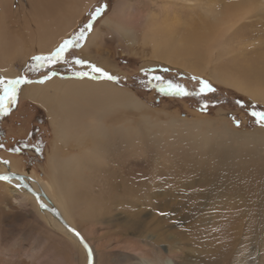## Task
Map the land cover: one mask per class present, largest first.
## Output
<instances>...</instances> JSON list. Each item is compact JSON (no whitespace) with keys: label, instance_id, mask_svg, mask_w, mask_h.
Wrapping results in <instances>:
<instances>
[{"label":"rangeland","instance_id":"obj_1","mask_svg":"<svg viewBox=\"0 0 264 264\" xmlns=\"http://www.w3.org/2000/svg\"><path fill=\"white\" fill-rule=\"evenodd\" d=\"M117 1L96 0L61 43L72 38L91 19V13L103 6L91 31L100 27ZM127 1L130 8L127 15L135 12L133 6L142 17L160 13V20L166 15L169 21H174L176 14L179 23L186 27L182 26L181 32L190 25L205 22L206 11L212 6L225 15H234L243 14L244 8L250 5L249 0H234L236 3L230 0L229 4L230 1L223 0L230 10L221 0ZM251 3L260 6L264 0H251ZM263 29L264 13L258 10L247 13L226 33L223 43L228 50L221 61L234 53L235 59L245 61L244 58L252 54L249 51L252 46L263 42ZM101 30L89 50H83V45L91 31L80 42V47H69L63 54L64 59L55 63L33 67L37 62L32 57L37 55L30 57L27 63L15 60L18 75L11 78L24 77L32 82L57 75L113 82L118 89H128L144 103L142 110L127 108L124 114L115 113L114 117L131 119L139 129L144 123L145 134H159L149 137L145 155L135 156L137 145L116 144L117 155L71 178L75 203L65 216L90 245L93 264H120V256L125 255L133 261L142 256L154 261L159 257L172 258L174 264H264V141L252 143L255 139L248 136L256 128H264L252 115L254 111L264 112V105L251 101L228 85L212 82L204 74L193 76L179 67L152 62L149 47L134 44L129 52L118 53L117 34L105 28ZM74 58L89 61L116 80L93 73L89 65H78ZM105 62L110 64L108 68ZM219 65L210 61L205 73ZM78 71L88 75L76 76ZM154 75L183 85L193 93L199 92L200 81L204 80L214 91L188 96L162 94L155 87L159 81L152 79ZM25 84L18 86L15 103L7 102V112H0V166L8 172L26 174L29 176L25 175L26 178H33L34 182H49L47 166L54 141L53 126L46 108L22 97L21 88ZM173 119L178 120L177 124ZM198 119L204 132L201 136L191 129V122ZM224 131L241 133L234 139L229 134L223 139L215 137ZM248 139L251 140L248 142ZM59 151L63 157L77 154L79 150L64 145ZM126 159L133 161V170L124 167L106 173L108 163ZM139 169L142 172L137 173ZM1 170L6 171L0 169V173ZM19 189L22 190L0 180L2 257L26 259L28 253L34 256L33 264H87L88 255L83 246L69 234L57 231L46 211L36 205L33 195L25 188ZM49 195L58 199L55 191Z\"/></svg>","mask_w":264,"mask_h":264},{"label":"bare ground","instance_id":"obj_2","mask_svg":"<svg viewBox=\"0 0 264 264\" xmlns=\"http://www.w3.org/2000/svg\"><path fill=\"white\" fill-rule=\"evenodd\" d=\"M95 1L0 0V78L6 81L17 77L18 70L14 66L17 59L27 63L29 58L34 55L53 52L62 39L74 31L78 19ZM221 1L223 2V0ZM249 1L248 4L250 5L244 8L243 14H234L233 12L234 15H232L227 11L229 15H225L221 13V10H215V7L212 6L206 11L205 22L201 21L198 25L194 22L197 27L190 25L192 27L189 26L187 30L181 32L184 25L179 23L176 14H174V21H169L166 15L163 20H160V13H150L146 17H142L139 10H136L133 6L135 12L127 15V12H129L127 10H130L127 7L129 2L119 0L111 14L101 22V26L88 34L83 50H89L90 46L97 42L101 29L105 28L108 32L117 34L118 42H115L120 47L118 53L129 52L134 44H139L143 48L149 47L152 62L161 63L171 68L179 67L183 72L193 76L199 77L204 74L212 82L228 85L247 96L251 101L264 105V39L263 42L262 40L259 43L254 42L255 46H252L249 50L252 51V54L248 57L241 56L245 61H242L241 58V60L235 59V53V56L234 54L230 58L227 56L229 59L223 58L225 61H221V56L226 55L228 50L223 43L226 33L247 13L257 12V10L264 13V3L255 6L252 5L251 0ZM223 3L226 4V2ZM244 5L243 3L242 6ZM230 6L233 7L234 5L230 4ZM234 7L238 8V6ZM227 8L226 10H229ZM226 10L224 11L226 12ZM187 24L189 25V21ZM184 28L186 29V27ZM210 61L215 66L221 65H219V68H211L210 72L205 73ZM104 64L106 67L110 65L107 62ZM46 77L48 78L44 79L42 83L39 81L44 77L36 81L32 80V82L23 85L21 89H23V98L47 109L53 126L54 141L47 166L50 181L34 182L33 178V180L26 178V176L29 177L28 175H20L36 191L39 200L67 221L65 214L71 212L72 205L75 203L74 184L71 180L73 176L81 173L84 169L91 170L98 165L97 162L106 161L113 155H117L115 153L116 144L123 146L137 145L135 156L145 155V144H148L149 137L153 138L159 134L155 132L145 134L144 123L143 127L139 129L135 127V123H132L131 119L124 120L118 117L119 115L114 117L115 113L122 114L127 108L142 110L141 107L144 103L133 93L127 91L128 89H121L122 87H120V90L118 85L113 82L94 79L59 78L57 75ZM221 117H223V112ZM172 121L176 122L175 124L178 122L177 119ZM200 123L201 119L191 122V129L198 136L204 134L200 128ZM238 133L241 132L224 131L215 134V137L219 136L223 139L229 134L234 139ZM251 134H248V136L255 140L248 139V142L249 140L252 143L264 141V128H256ZM64 145L78 147L79 151L77 154H66L60 157L61 150L59 151V149ZM132 162L131 159H129V162L127 159L112 161L108 163L109 168H107L106 173L109 174L124 167H132L133 170ZM0 169L6 170H1L3 171L0 173L2 177H7V173H12L8 172L7 168L2 165ZM97 171L100 172L99 168ZM140 172H142L141 169L137 171V173ZM2 180L14 185L17 190H22L18 187L20 184L22 185L18 179L7 177V179ZM53 191L58 194V199H53L49 195L53 194ZM32 198L38 205L37 199L34 196ZM16 201L18 200L16 199ZM42 210L46 211L50 223L57 231L61 230L69 234L75 242H79L78 237L68 231L48 210L44 208ZM95 211L101 213L99 208H95ZM86 214L88 213L86 212ZM66 215L68 216V214ZM68 224L72 225L69 222ZM72 227L75 228L73 225ZM15 254L13 253V255ZM25 256L26 259L20 257L19 259H10L3 258L2 253H0V264L34 263L32 254L27 253ZM153 261L143 256L136 258L135 261L127 255L120 256V264H174L172 258L163 260L159 257L158 261Z\"/></svg>","mask_w":264,"mask_h":264},{"label":"snow or ice","instance_id":"obj_3","mask_svg":"<svg viewBox=\"0 0 264 264\" xmlns=\"http://www.w3.org/2000/svg\"><path fill=\"white\" fill-rule=\"evenodd\" d=\"M103 11V6L96 8V10L91 13V19L83 25L81 29L78 30L74 34L72 38L65 39L50 55H37L32 57L33 61L37 62L33 67H39L44 65L45 63H55L58 60L64 59L63 54L65 53L66 49L69 47H80V42L86 37L87 32L91 31L93 21L96 19L98 15H100ZM75 63L78 65H89L92 69L93 73H102L104 78L108 80H116V77L108 74L107 72H103V70L96 65L90 64L89 61H85L83 59L74 58ZM76 76H86L88 75L87 72L78 71L75 73ZM48 77H44L39 82H43L44 79ZM152 79L159 81L155 85V87L159 90L162 94H169V95H179V96H188L194 94H203L205 92H212L214 89L212 86L204 80L200 81L201 87L198 93L189 92L186 90L185 86L174 83L172 80H164L163 77L159 75H154ZM31 81L27 80L24 77H18L16 79H10L5 81L3 78H0V89H2V95H0V112H7L8 110V101L15 103L16 100V93L17 88L21 84L30 83ZM253 116H256L257 123L264 126V112L254 111L252 113ZM238 123V122H237ZM0 179H7V177H0ZM41 208H44L45 205L41 203ZM75 232V230H72ZM79 236V233H75Z\"/></svg>","mask_w":264,"mask_h":264},{"label":"water","instance_id":"obj_4","mask_svg":"<svg viewBox=\"0 0 264 264\" xmlns=\"http://www.w3.org/2000/svg\"><path fill=\"white\" fill-rule=\"evenodd\" d=\"M6 176L7 177H14V178L18 179L22 183L24 188L37 199L39 206L41 205V203H43L41 200L38 199V194L36 193V191L27 182L24 181V178L20 174L7 173ZM0 177H2V176L0 175ZM43 204L45 205L44 209L48 210L68 231H70L73 234L78 232V230H76L70 224H68L55 210H53L51 207L47 206L45 203H43ZM72 230H75V232H73ZM78 233H79V236H77L76 234L75 235L78 237L80 245L83 246V248L86 250L87 255H88L87 264H93V256H92V251L90 249V245L83 238V236L80 234V232H78Z\"/></svg>","mask_w":264,"mask_h":264},{"label":"flooded vegetation","instance_id":"obj_5","mask_svg":"<svg viewBox=\"0 0 264 264\" xmlns=\"http://www.w3.org/2000/svg\"><path fill=\"white\" fill-rule=\"evenodd\" d=\"M20 188H24V187L20 184Z\"/></svg>","mask_w":264,"mask_h":264},{"label":"trees","instance_id":"obj_6","mask_svg":"<svg viewBox=\"0 0 264 264\" xmlns=\"http://www.w3.org/2000/svg\"><path fill=\"white\" fill-rule=\"evenodd\" d=\"M167 95H169V94H167Z\"/></svg>","mask_w":264,"mask_h":264}]
</instances>
